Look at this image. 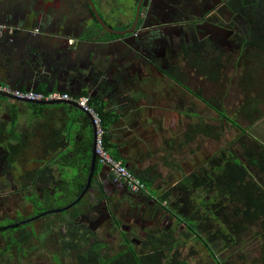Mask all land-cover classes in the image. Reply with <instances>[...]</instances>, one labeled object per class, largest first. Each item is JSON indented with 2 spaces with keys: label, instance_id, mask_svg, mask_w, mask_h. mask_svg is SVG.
Instances as JSON below:
<instances>
[{
  "label": "crops",
  "instance_id": "1",
  "mask_svg": "<svg viewBox=\"0 0 264 264\" xmlns=\"http://www.w3.org/2000/svg\"><path fill=\"white\" fill-rule=\"evenodd\" d=\"M5 3L7 9L10 6L12 15L0 14V23L7 22L9 17V24L17 25L22 22L24 16L18 8L19 0H0V4ZM47 18L40 16V22L36 25L46 27L43 32L47 36L41 38V41L44 40L43 48L38 51L44 59L43 63L48 67L53 56L55 35L50 31L49 23H45ZM94 34L101 33L94 31L91 35ZM109 38L111 37L102 35L101 41L96 43L94 39L83 40L75 45L73 54L79 57L90 48H95L102 60L109 59L111 65L113 64V75L118 73V65H122L127 75L125 96L117 97L115 94L105 101L96 89L88 90L87 87H83L77 94L79 86L75 83L67 84L63 91L73 96L87 95L94 111H99L106 118L113 116L107 126L108 151L127 163L135 173L143 176L148 188L145 192L130 191L123 182L112 177L106 166L98 162L87 191V204L84 208L87 209L88 206L92 210L91 215L95 217V209L99 205L105 206L107 212L123 225L122 229L128 230L127 233L133 237L129 239L136 244L133 246L137 255L144 257V264H164L169 258L174 264H179L182 261L180 262L177 253L174 251V254L170 255L173 251V236L186 226L184 214L181 213L185 193L182 194L181 187L178 186L183 178L196 172L200 166L188 173V158L183 154H186L189 144L204 140L202 138H205V134L213 136L211 130L215 125L203 122V111L207 105L201 98L189 94L182 78L157 80L153 78L147 66L143 69L144 74L138 75V72H134L136 70L128 69L127 64L121 61L127 51L123 37L111 40ZM13 74L17 75L11 47L7 49L0 43V82L9 83L8 77L15 76ZM11 84L23 85L21 88L33 86L32 89L46 91V85L39 77H30L24 82L18 80ZM261 95L262 99L255 102L256 109L258 104L264 101V91ZM189 102L193 106L189 105ZM5 105L14 110L5 127V144L12 161L27 163L26 169L32 163L51 162L59 172L61 168L71 166L76 169V180L81 179L83 162L91 160L93 144L92 125L84 113L76 115L77 109L69 103L31 104L0 96V115L7 110ZM247 105L244 109L249 110L251 114L253 106ZM207 108L213 109L209 106ZM247 116L249 117L248 113ZM262 122L264 123V120ZM222 128L218 127V131ZM218 131L216 135L219 134ZM245 131L257 136L254 131ZM257 137L264 143L263 133ZM193 151L190 150V153L194 156ZM259 177L264 182V171L259 173ZM160 200L174 205L179 212V218L171 214L170 206L166 208L163 203H159ZM79 208L82 209V206L79 205ZM138 211L141 214L138 215ZM175 218L177 221L173 224ZM171 229L174 230L173 236ZM100 245L104 248L102 242ZM117 252L119 249L111 255ZM129 253L126 255L130 256Z\"/></svg>",
  "mask_w": 264,
  "mask_h": 264
},
{
  "label": "flooded vegetation",
  "instance_id": "2",
  "mask_svg": "<svg viewBox=\"0 0 264 264\" xmlns=\"http://www.w3.org/2000/svg\"><path fill=\"white\" fill-rule=\"evenodd\" d=\"M33 1L41 16L49 18L55 16V21L60 19L63 21V25L59 28L58 25L55 26L56 28L50 27V31L59 35L54 38H59L64 44L75 46L83 40L92 39L90 30L83 29L85 25L91 26L92 32L96 31L105 37H111L109 40L123 37L127 51L123 57L121 56V61L127 64L128 69L136 70L135 73L143 75L145 71L143 69L147 66L153 78L157 80L182 78L189 94L195 98H205V104L215 110L220 105L217 103L213 105L214 97L203 95L205 84L211 82L216 85L219 66L223 65L236 46L245 44L244 34H248L246 26L240 28L235 21L237 12L235 7L239 6L238 0H19L18 8L22 15L27 14ZM2 6L6 8L7 4H0V9H3ZM6 24L10 27L9 23ZM6 24L4 25L8 28ZM45 28L34 24L29 27L26 36L28 39L42 38ZM113 30L117 33L112 32ZM241 30L246 32L241 33ZM40 42L44 43V40ZM190 104L193 106L191 102ZM6 106L7 110L0 115V135L3 134L4 138L0 139V178L6 180L5 183L0 182V191L6 190L3 193H8L10 196L11 193L20 195L22 204L25 205H21L17 210L28 211L34 208V203L30 200L25 201L24 194H30L39 199V202H43L48 197L52 200L57 192L62 197L69 188L73 187L76 177L73 175L69 179L61 178V172L51 162L42 163L48 165L45 171L40 169L39 163H35L31 171H28V168H25L27 163L10 159L8 146L5 144L7 141L5 127L7 119L13 116L14 110ZM29 188L31 191L28 190ZM46 193L48 197L45 196ZM2 197L0 193L1 203H3ZM86 199L87 192L80 202L82 209L80 208V212L73 219H67V216L63 215L67 219V224L75 227L78 225L83 228L81 230L90 229L93 237H96L93 235L97 229L95 226L111 227L109 229H114L120 238L118 245H124V239L133 238L127 233L128 230H123V225L107 212L105 206L99 205L95 209L97 215L93 217L92 210L88 206L87 209L84 208L87 204ZM10 213L13 211L2 214L0 218ZM28 229H31L36 236V225L33 228L24 227L23 231ZM83 235H86L82 237L86 240L87 234ZM33 243L34 240L30 243L31 247L35 246ZM27 250L22 256L26 255ZM96 254L97 250L85 257L80 256L79 261L89 263Z\"/></svg>",
  "mask_w": 264,
  "mask_h": 264
},
{
  "label": "rangeland",
  "instance_id": "3",
  "mask_svg": "<svg viewBox=\"0 0 264 264\" xmlns=\"http://www.w3.org/2000/svg\"><path fill=\"white\" fill-rule=\"evenodd\" d=\"M262 1L264 2V0ZM235 21L238 22L240 28L246 26L247 32L249 31L248 37L252 42L245 43L239 47L236 46L231 55H228L225 62H223V65L219 66L216 85L211 82L205 84L203 95L206 97H214V100H212L213 105H216V103L217 105H220L219 107L224 109L226 116H221L215 109L207 108V106L205 107L203 111L205 119L203 122L213 123V125H215L211 130L212 134H214L213 136H206L205 134V138H202L204 140L201 139L202 141L191 143L187 146L185 151L186 154H183V156L188 158V173L194 170V168L196 169V166L204 164L211 155H214L224 145H228L230 142H235L241 129L242 131H245L246 129H248V131H254L257 136H260V133L264 134V123L262 122L264 120V101L258 104L257 109L254 108L256 106L255 102L262 99L261 93L264 91V8L261 7L255 10L248 9L245 11V14L243 12H236ZM246 30H241V33L246 32ZM245 35L246 34H244V36ZM245 102H248L247 104L253 106L251 114L249 113V110L246 111L244 109L245 107H248ZM247 113L249 114V117L247 116ZM228 119H234L239 127L233 126ZM221 126L223 128L220 129L219 132L218 127L220 128ZM217 131L219 134L216 135ZM0 139H3L1 135ZM245 140L248 142L250 141V138L245 137L243 141ZM8 142L10 141L8 140ZM190 150H194V156L190 153ZM161 160L162 159H160V161ZM34 164L35 163H32L31 165ZM70 167L61 168V178L69 179L76 174V169ZM0 182L5 183L6 180L0 178ZM14 184H16V182H14ZM183 188L185 192L188 193L189 189L186 191V188ZM28 190L31 191L30 188ZM5 191L6 190L0 191L3 196V203L0 202V216L2 214H7L9 211H13V213L1 217L0 226L24 217L32 216L35 209L28 211L17 210L21 205H25V203L22 204L23 200L20 199V195L18 196L15 193H11L10 196L8 193H3ZM192 194H194V197H197V199L202 197L205 198L207 196L205 191H202L201 189H196ZM30 197V194L23 195L25 201L29 200ZM173 198H175L174 194ZM65 200L66 198L63 196L60 197L59 192H57L50 203L39 202V199L37 198H35L34 201H36L37 204L36 208L47 207L45 209H48L65 205L67 203H65ZM159 203H163L162 200H160ZM36 204H34V206ZM163 204L166 208L170 206V210L172 211L171 214H174V216L179 218L177 215L178 211L174 205L170 203ZM26 207L29 209L28 205H26ZM181 213L184 214L183 220L186 225L190 220H193L189 217V213L184 206ZM64 214V212L49 213L41 216L35 221H31L29 224H26V226H29L30 228H33L36 225L37 234L33 239L35 246L28 247L25 256L19 255L21 252L17 249L12 250L10 256L0 255V264H80V256L78 254L82 252V250L90 249L94 243L99 241L103 242L104 248H101V246H94L93 248V250H97L96 255L98 257H107L115 252L116 249L122 250L124 248V245L121 244L116 247L120 238L114 232V229H109L111 227L106 225L95 226L97 229L94 231L95 233L93 235H96V237H93L90 233V229L87 230V228H85L84 230H81L83 228L78 225L75 227L71 224H67V219L63 217ZM176 221L177 219L175 218V221H172V223L174 224ZM215 223H218V221L216 220ZM26 226L24 225L19 228H22L23 230ZM185 227L186 226L181 229V232L182 230L185 231L184 233L187 232ZM199 227L200 228L198 229L200 232H204L202 226ZM106 228L108 230H106ZM252 229H256V226L250 224L249 227H246L243 231L245 232L244 236L246 232H248L249 236H246L245 239H241V242L231 245V248H220L219 237L216 238L215 241H212L216 259L220 260L222 264H263L264 257L259 250L260 241H263V238H254L252 236ZM173 231L174 230L171 229L172 236ZM15 232H18L17 227L8 228L0 231V237L2 235L5 237L11 236L12 239V235ZM181 232L176 233L173 236L174 243L171 242L173 243V251L171 252L175 251L180 260L184 259L189 264H216L201 243H193V241H196L194 235L187 239L186 235ZM83 234H87L86 240L82 238L86 236ZM108 235H110V237H108ZM38 240L43 242L42 247L40 243L37 242ZM30 243H32V241L29 240L28 244L25 243L24 245L29 246ZM68 244L71 245V247H67ZM134 246H136V244ZM130 256H127V261L129 264H134L135 262L131 263V261H134L133 256L131 254ZM92 262V259L89 260V263ZM171 264L174 263L171 262Z\"/></svg>",
  "mask_w": 264,
  "mask_h": 264
},
{
  "label": "trees",
  "instance_id": "4",
  "mask_svg": "<svg viewBox=\"0 0 264 264\" xmlns=\"http://www.w3.org/2000/svg\"><path fill=\"white\" fill-rule=\"evenodd\" d=\"M238 1L239 6L237 5L235 9L237 12H243L244 14L248 9L255 10L261 7L264 8V2L262 0ZM246 36H244L243 39L244 43H251L252 41L248 37L249 33ZM201 99L206 102L205 98L201 97ZM89 106L91 105L89 104ZM216 111L221 116H226L224 109L218 107L216 108ZM96 113L100 117L101 124L105 130L103 135V144L108 150L107 126L113 119V116H111V118H106L103 117L99 111ZM228 121L233 126L239 127L238 123L234 119H228ZM245 137H250V141H243ZM236 138L237 139L235 142H230L229 144L227 143L228 145H224L214 155L210 156V158L207 159L204 164L197 168L196 172H192L183 178L178 186L181 187L180 189L182 190V194L185 193L183 194V206L187 209L189 217L193 219L192 221L190 220V222L187 223L185 227L187 232L184 233L185 231L182 230L181 233H184L187 239L194 235L196 241H193V243H201L216 264H222V262L215 257V251L213 250L214 245H212V241H215L216 238L219 237L220 248H231V245L237 244L241 242V239H245L246 236H249L248 232H246L244 236L245 232L243 231L246 227H249L250 224L256 226V229H252V236L254 238H263V241H260L261 243L259 245V250L261 255L264 257V182L261 181V178L259 177V173L264 171V143L260 140V138L255 136V134L246 131H241ZM12 146L14 150V145ZM112 156L115 159H118L117 156ZM121 161L125 164L123 160ZM39 164H41L40 169H43L44 171L47 170V164ZM89 164V159L83 162L84 166L82 167L81 179L78 181L75 180L73 182V187H68V191L63 195V197L66 198L65 203L71 201L83 188L89 169ZM34 165L28 167V171H31ZM97 165L98 159L96 158L94 174L96 173ZM129 169L141 180H143L146 187L148 188L146 179L143 178V176L135 173L132 168ZM94 174L92 179L94 178ZM183 187L186 188V191L189 189L188 193L185 192ZM196 189L205 191L207 196L205 198L202 197L197 199V197H194V194H192ZM45 196L48 197L49 195L47 194ZM48 199L44 200L43 202L50 203L51 197H48ZM29 200L36 204V201H34L35 197L31 196ZM81 201L82 198L70 209L62 211L65 213L64 215L67 216V219H73L80 212L79 205ZM36 207L37 204L33 208L35 209V211L33 210V213L41 212L43 209L47 208ZM39 218L40 217L32 221H35ZM216 220L218 223H215ZM30 222L13 226L18 228V232L13 233L12 239L11 236L5 237L2 235L0 237V255L10 256L12 254V250L15 249L21 252L19 255L25 254L27 248L31 247V244L29 246H25L24 244H28L29 240L33 241L34 233L31 229L23 231L22 228L19 227L24 225L26 226V224H29ZM199 226H202L204 232H200L198 229L200 228ZM39 243L43 245V242L40 241ZM123 244L125 248L114 255L107 257H98L95 255L92 263L127 264V252H130V254L133 255L134 261H131V263H144V257L137 255V253L134 251V244L129 238L124 239ZM94 246H99V243H94L90 249L79 253V256L85 257L89 254H92L95 251L93 250ZM67 247H71V245L68 244ZM173 254L174 252L170 253V255ZM168 260L166 259L164 264H171V258ZM181 261L183 264H189L184 259H181L180 262ZM92 263L80 262V264Z\"/></svg>",
  "mask_w": 264,
  "mask_h": 264
},
{
  "label": "water",
  "instance_id": "5",
  "mask_svg": "<svg viewBox=\"0 0 264 264\" xmlns=\"http://www.w3.org/2000/svg\"><path fill=\"white\" fill-rule=\"evenodd\" d=\"M6 9V10H5ZM9 10V12H8ZM94 13V12H93ZM0 14H10V6L9 8H3L0 10ZM22 22L19 24H10V27L6 24L11 20V17L8 18L7 22L0 23L6 24L8 29L0 34V43L4 45L8 49L11 47V51L13 54L14 66L16 69L17 75L8 77L9 85L14 87H24L23 85H12L11 83L15 82H24V80L33 77H39V79L46 85L45 90L51 91L54 88L56 90L63 91L66 88L67 84L75 83L79 86V90L77 94L80 93V90L83 87H87L88 90L96 89L101 95L103 100H107L108 98H112V96L123 97L125 96L126 89V73L125 68L122 65H118V73L116 75L112 74L113 64L109 59L102 60L100 55L95 52V48H90L88 52L80 55L79 57L73 54V50L75 46H70L69 44H64L59 40V38L53 39V56L50 61L51 65L45 66L43 57L39 54V49H42L43 45L40 42V39L31 38L28 39L27 32L29 27H32L34 24L40 22L41 13L36 9L35 1L31 3L30 9L27 14L23 15ZM55 17V16H54ZM47 18L46 24L49 23V27L56 28L55 26L63 25V21L54 20L55 18ZM100 21V20H99ZM86 31L90 30L91 34L94 32L91 31V26H86L83 28ZM59 30V29H58ZM112 32L117 33V31L113 30ZM22 33V34H21ZM55 36H59L54 34ZM46 37V33L42 32V35ZM95 43L101 41V34H94L93 38ZM95 47V46H92ZM73 56V58H71ZM77 57V58H76ZM41 62H40V61ZM33 86H28L26 88H31ZM123 90V91H122ZM0 96L17 101H24L27 103H37V104H56V103H69L74 108L77 109L76 115L80 112L84 113L90 120L92 129H93V144H92V154L91 160L89 164V169L86 177L85 184L81 191L68 203L62 205L60 207L48 208L35 215L29 216L22 220L8 223L0 227V230L7 229L16 225L24 224L30 222L38 217L43 215L54 213V212H62L64 210L70 209L73 205H75L89 190L92 175L95 170L96 165V147H95V125L93 121V114L90 110L84 108L76 101L71 99H54V100H33V99H25L14 97L9 93L0 92ZM126 164V163H125Z\"/></svg>",
  "mask_w": 264,
  "mask_h": 264
},
{
  "label": "built area",
  "instance_id": "6",
  "mask_svg": "<svg viewBox=\"0 0 264 264\" xmlns=\"http://www.w3.org/2000/svg\"><path fill=\"white\" fill-rule=\"evenodd\" d=\"M8 28L4 24H0V34L5 32ZM0 92L9 93L14 97L33 99V100H54V99H71L76 101L84 108L90 110L93 114V121L95 125V147H96V158L98 162L106 166L112 177L115 180L123 182L127 188L134 192H145L147 187L143 180H141L136 174H134L122 161L115 159L109 151L104 147L103 135L105 130L101 124V119L97 113L89 106V97L87 95H71L67 91L51 90V91H40L32 88H21L14 87L8 83L0 82Z\"/></svg>",
  "mask_w": 264,
  "mask_h": 264
}]
</instances>
